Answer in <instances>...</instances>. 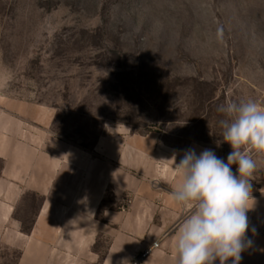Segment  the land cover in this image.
<instances>
[{
    "label": "rangeland",
    "instance_id": "1",
    "mask_svg": "<svg viewBox=\"0 0 264 264\" xmlns=\"http://www.w3.org/2000/svg\"><path fill=\"white\" fill-rule=\"evenodd\" d=\"M248 100L264 104V0H0V123L23 140L92 152L126 134L149 139V167L192 147L227 162L216 108ZM254 159L261 193L264 156ZM40 202H18L25 230ZM103 207L117 208L111 191ZM19 256L4 249L0 264Z\"/></svg>",
    "mask_w": 264,
    "mask_h": 264
},
{
    "label": "crops",
    "instance_id": "2",
    "mask_svg": "<svg viewBox=\"0 0 264 264\" xmlns=\"http://www.w3.org/2000/svg\"><path fill=\"white\" fill-rule=\"evenodd\" d=\"M6 129L0 123V258L2 250L16 249V264H177L175 243L190 210L172 198L180 184L175 166H148L149 139L108 135L86 152ZM109 191L117 208L103 207ZM32 195L41 202L25 230L16 210ZM252 197L246 237L253 244L240 264H264V192ZM102 238L108 239L103 255L95 248Z\"/></svg>",
    "mask_w": 264,
    "mask_h": 264
},
{
    "label": "clouds",
    "instance_id": "3",
    "mask_svg": "<svg viewBox=\"0 0 264 264\" xmlns=\"http://www.w3.org/2000/svg\"><path fill=\"white\" fill-rule=\"evenodd\" d=\"M215 35L222 42L224 28L217 27ZM216 111L223 117L222 142L232 149L227 162L211 149L199 154L190 149L175 163L180 184L172 198L190 210L175 243L177 264H240L242 252L253 244L246 237L247 212L255 203L250 183L257 168L254 155L264 156V104L226 101Z\"/></svg>",
    "mask_w": 264,
    "mask_h": 264
},
{
    "label": "built area",
    "instance_id": "4",
    "mask_svg": "<svg viewBox=\"0 0 264 264\" xmlns=\"http://www.w3.org/2000/svg\"><path fill=\"white\" fill-rule=\"evenodd\" d=\"M156 244H157V243H155V245H156ZM151 249H152V248L145 250V251L141 254V256H140L139 259H144V258H146V257L150 254Z\"/></svg>",
    "mask_w": 264,
    "mask_h": 264
}]
</instances>
